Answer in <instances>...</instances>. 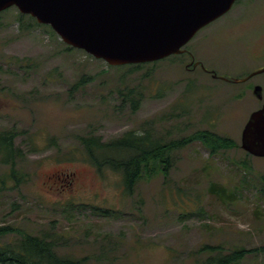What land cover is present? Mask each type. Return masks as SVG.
Listing matches in <instances>:
<instances>
[{
  "label": "rangeland",
  "instance_id": "rangeland-1",
  "mask_svg": "<svg viewBox=\"0 0 264 264\" xmlns=\"http://www.w3.org/2000/svg\"><path fill=\"white\" fill-rule=\"evenodd\" d=\"M248 6L258 15L239 22L264 23V1ZM19 14L17 7L0 13V134L14 133L22 153L19 179L0 155V226L60 236V252L89 255L92 264H199L209 244L225 253L258 248L239 264H264V157L241 147L264 94L260 101L201 68L187 70L181 54L138 68L112 66ZM221 30L222 41L230 39L225 20H217L185 46L209 68L229 64L213 41ZM120 91L140 98L136 110L121 104ZM146 121L164 144L209 129L238 146L214 156L199 140L175 149L167 176L143 177L129 194L119 173H101L81 158L77 136L109 140Z\"/></svg>",
  "mask_w": 264,
  "mask_h": 264
},
{
  "label": "water",
  "instance_id": "water-1",
  "mask_svg": "<svg viewBox=\"0 0 264 264\" xmlns=\"http://www.w3.org/2000/svg\"><path fill=\"white\" fill-rule=\"evenodd\" d=\"M236 0H0V13H20L47 24L69 46L109 65L141 64L183 53L198 31ZM255 93L262 97L260 88ZM241 146L264 157V104L253 111Z\"/></svg>",
  "mask_w": 264,
  "mask_h": 264
},
{
  "label": "trees",
  "instance_id": "trees-1",
  "mask_svg": "<svg viewBox=\"0 0 264 264\" xmlns=\"http://www.w3.org/2000/svg\"><path fill=\"white\" fill-rule=\"evenodd\" d=\"M22 17L24 15L20 13L18 20L20 21ZM29 18L33 19L30 15ZM37 24L39 25V23ZM67 48L71 47L67 46ZM144 64H133L132 66L138 68ZM85 80L86 76H83L74 84L73 88L79 89L85 84ZM120 95L122 96L121 104L130 101L132 110L138 108L140 98L122 91H120ZM144 124L143 130L142 128L141 130L131 129L125 134L109 140H104L95 133L78 135L81 158L101 173L106 170L119 173L122 176L125 192L130 194L143 177H152L160 173L167 176L171 166V154L175 149L199 140L209 149L210 155L214 156L223 149L238 146L234 140L209 129H199L186 137L164 144L152 139L148 122L146 121ZM15 138L16 136L11 132L0 134V155L2 161L10 166V176L19 179L15 159L22 153L20 148L15 147ZM71 155L77 157L78 154L72 150ZM225 192L222 190L218 193L221 196L225 195ZM111 211L114 210L104 209L107 214H111ZM4 236H9L10 239L0 242V264H92V258L89 255L60 252L65 240L60 236L55 237L50 232L35 234L14 225L0 226V238ZM254 250L258 251V248L237 247L225 253V247L222 244L204 245L199 252L208 251L210 254L198 263L239 264Z\"/></svg>",
  "mask_w": 264,
  "mask_h": 264
},
{
  "label": "flooded vegetation",
  "instance_id": "flooded-vegetation-1",
  "mask_svg": "<svg viewBox=\"0 0 264 264\" xmlns=\"http://www.w3.org/2000/svg\"><path fill=\"white\" fill-rule=\"evenodd\" d=\"M255 1L236 0L230 10L213 21L225 20L229 30L228 37L230 39L222 41L220 38L223 35L222 30L218 36L216 34L213 36V41L218 40L214 41L215 47L221 48L219 50L220 53H218L219 58L229 59V64L227 65H221L216 62L215 67H223L221 72L215 67H207L204 61L196 59L194 53L185 47L186 45L184 46L185 51L181 55L187 58L185 63L187 70L201 68L205 73L211 75L213 79L231 82L232 84H237L240 89L251 90L258 100L261 101L264 94V23L239 22V19L244 20L250 15L252 17L258 15L257 10L252 12L251 6H248L255 3ZM249 12L250 15H248ZM228 20L232 21L228 22ZM257 87L260 88L262 97H258L255 93Z\"/></svg>",
  "mask_w": 264,
  "mask_h": 264
}]
</instances>
